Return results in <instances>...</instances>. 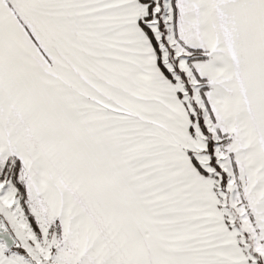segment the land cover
<instances>
[{"label": "snow or ice", "instance_id": "6c2138e0", "mask_svg": "<svg viewBox=\"0 0 264 264\" xmlns=\"http://www.w3.org/2000/svg\"><path fill=\"white\" fill-rule=\"evenodd\" d=\"M0 264H264V0H0Z\"/></svg>", "mask_w": 264, "mask_h": 264}]
</instances>
